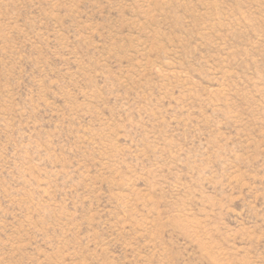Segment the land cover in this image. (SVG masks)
Returning <instances> with one entry per match:
<instances>
[{
  "label": "rangeland",
  "instance_id": "1",
  "mask_svg": "<svg viewBox=\"0 0 264 264\" xmlns=\"http://www.w3.org/2000/svg\"><path fill=\"white\" fill-rule=\"evenodd\" d=\"M0 264H264V0H0Z\"/></svg>",
  "mask_w": 264,
  "mask_h": 264
}]
</instances>
